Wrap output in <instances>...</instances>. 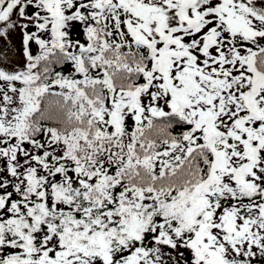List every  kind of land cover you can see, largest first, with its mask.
<instances>
[{
  "label": "snow or ice",
  "instance_id": "snow-or-ice-1",
  "mask_svg": "<svg viewBox=\"0 0 264 264\" xmlns=\"http://www.w3.org/2000/svg\"><path fill=\"white\" fill-rule=\"evenodd\" d=\"M0 264H264V0H0Z\"/></svg>",
  "mask_w": 264,
  "mask_h": 264
}]
</instances>
